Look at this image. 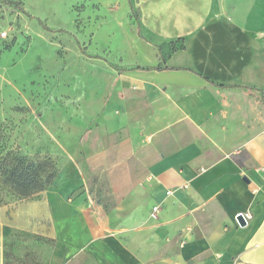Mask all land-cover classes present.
<instances>
[{
	"label": "crops",
	"instance_id": "crops-1",
	"mask_svg": "<svg viewBox=\"0 0 264 264\" xmlns=\"http://www.w3.org/2000/svg\"><path fill=\"white\" fill-rule=\"evenodd\" d=\"M81 2L108 45L73 43L119 77L107 102L84 104L100 111L83 167L0 211V264L6 229L50 241L46 264H264V0Z\"/></svg>",
	"mask_w": 264,
	"mask_h": 264
},
{
	"label": "rangeland",
	"instance_id": "rangeland-1",
	"mask_svg": "<svg viewBox=\"0 0 264 264\" xmlns=\"http://www.w3.org/2000/svg\"><path fill=\"white\" fill-rule=\"evenodd\" d=\"M76 1L0 0V32L10 35L7 41H0V156L12 153L36 164L50 161L56 178L46 190L55 185L69 163L83 167L85 158L79 149L100 111L98 106L94 113H84V104L93 98L98 104L107 102L119 77L106 59L90 58L86 48L73 43L71 36L90 38L94 32L97 44L89 48L91 53H100L108 45L97 35L87 5L73 6ZM69 5L76 12L74 27L72 13L65 11ZM25 7L31 14L45 17L51 27L71 28V33L42 32L20 11ZM88 23H92L90 27L85 25ZM109 61L117 62L114 58ZM84 119L86 126L75 123ZM92 180L98 182L99 178ZM87 190L96 194L95 187L84 192ZM39 194L23 198L5 187L0 176V211L14 209ZM5 232L6 249L15 257L13 264H46L39 249L48 250L50 241L14 229Z\"/></svg>",
	"mask_w": 264,
	"mask_h": 264
},
{
	"label": "trees",
	"instance_id": "trees-1",
	"mask_svg": "<svg viewBox=\"0 0 264 264\" xmlns=\"http://www.w3.org/2000/svg\"><path fill=\"white\" fill-rule=\"evenodd\" d=\"M7 3L14 4V2ZM20 11L26 14L23 8ZM163 69L167 68H158V70ZM218 87L226 88L225 86ZM242 89H245L252 94L255 92L253 88ZM0 176L5 187L15 191L23 198H29L46 191L56 178V171H54L53 165L50 161L40 164L33 162L27 163L26 159L8 153L4 156H0ZM95 206L96 208L99 207L98 205ZM103 216L104 214H102V217ZM5 258V264H13L15 257L6 249Z\"/></svg>",
	"mask_w": 264,
	"mask_h": 264
},
{
	"label": "built area",
	"instance_id": "built-area-1",
	"mask_svg": "<svg viewBox=\"0 0 264 264\" xmlns=\"http://www.w3.org/2000/svg\"><path fill=\"white\" fill-rule=\"evenodd\" d=\"M9 37H10V35L7 31H1L0 32V41H7L9 39ZM171 194H172V192H167V195H171ZM160 211H161V207L159 205L155 206L152 209L151 218L154 220H157L158 216L160 214Z\"/></svg>",
	"mask_w": 264,
	"mask_h": 264
},
{
	"label": "water",
	"instance_id": "water-1",
	"mask_svg": "<svg viewBox=\"0 0 264 264\" xmlns=\"http://www.w3.org/2000/svg\"><path fill=\"white\" fill-rule=\"evenodd\" d=\"M237 220H238V222H239V224L241 226H245L246 225V219H245V217L243 215H241V214L238 215Z\"/></svg>",
	"mask_w": 264,
	"mask_h": 264
}]
</instances>
